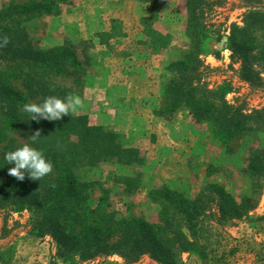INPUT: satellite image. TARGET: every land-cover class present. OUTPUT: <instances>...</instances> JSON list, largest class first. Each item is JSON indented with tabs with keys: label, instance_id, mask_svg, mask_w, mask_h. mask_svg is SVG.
<instances>
[{
	"label": "rangeland",
	"instance_id": "1",
	"mask_svg": "<svg viewBox=\"0 0 264 264\" xmlns=\"http://www.w3.org/2000/svg\"><path fill=\"white\" fill-rule=\"evenodd\" d=\"M26 1L0 0V8ZM56 1V12L28 22L26 31L36 48L74 49L83 69L79 76L68 74L51 81L80 98L81 105L70 115L84 116L90 125L116 132L125 147L138 149L142 160L133 165L108 162L79 168L76 174L89 185L91 198L106 196L118 219L139 216L150 220L158 216L160 208L150 201V193L160 186L191 198L210 183L222 186L236 199L249 194L245 168L264 151V132L246 130L224 144L206 121L196 119L185 106L170 118L160 115L165 90L174 78L170 65L190 49L185 0L153 4L139 0ZM204 9L211 37L220 34L222 38L211 42L218 55L212 52L202 57L203 80L211 88L228 89L227 100L246 113L264 111V69L261 82L245 81L240 63L227 49L231 25H243L249 10L264 11V0H207ZM144 18L150 19L152 29L169 35L165 48L151 46L143 32ZM113 26L121 35L109 36ZM29 103L38 104V99ZM12 137L18 145L29 144L21 134ZM213 230L205 256L184 253L181 264H264V186L252 211L240 219L214 223ZM0 264L161 263L148 255L135 262L118 255L87 261L67 258L52 237L36 235L27 210L7 209L0 212Z\"/></svg>",
	"mask_w": 264,
	"mask_h": 264
},
{
	"label": "trees",
	"instance_id": "2",
	"mask_svg": "<svg viewBox=\"0 0 264 264\" xmlns=\"http://www.w3.org/2000/svg\"><path fill=\"white\" fill-rule=\"evenodd\" d=\"M206 1L185 0L190 49L170 65L174 78L165 90V108L160 115L170 118L185 106L196 119L209 124L218 141L228 144L246 130L264 132V111L246 113L243 107L227 100L228 89L211 88L203 80L202 57L212 52L218 55L211 42H220L222 38L218 34L213 39L208 32L204 21ZM56 10V0H29L0 8V36L9 38L8 45L0 48V212L27 210L36 235L52 237L67 258L87 261L118 255L135 262L148 255L161 264H181L184 253L204 257L211 244L214 223L240 219L258 205L264 186V151L248 162L245 173L250 180V192L239 199L211 183L193 198L160 186L150 193V201L160 207L156 218H116L107 197L92 199V193L87 191L89 185L80 182L76 173L81 167L101 163H140L138 149L125 147L116 132L90 125L84 116L69 114L59 121L37 122L29 120L23 111L30 99L36 98L40 103L46 96H67L68 89L51 79L68 74L79 76L83 69L74 49L36 48L26 31L28 22L53 15ZM149 22L148 18L142 20L151 46L165 48L169 35L158 33ZM117 28L112 27L110 37L121 35ZM227 49L233 60L240 63L242 79L251 84L263 80L264 11L249 10L244 14L243 25H231ZM32 130L40 133L35 142L30 139ZM13 134L29 139L30 146L51 161L53 167L48 175L39 181L26 175L18 181L8 174V168L14 165H7L3 156L21 147Z\"/></svg>",
	"mask_w": 264,
	"mask_h": 264
},
{
	"label": "clouds",
	"instance_id": "3",
	"mask_svg": "<svg viewBox=\"0 0 264 264\" xmlns=\"http://www.w3.org/2000/svg\"><path fill=\"white\" fill-rule=\"evenodd\" d=\"M9 38L7 35L0 36V48L7 46ZM81 105L78 96L67 95L63 98L51 95L46 96L40 103H25L23 111L28 114L29 120L39 121L40 119L48 121H59L63 116H69V113H75ZM40 137L39 131H36L31 137L35 142ZM3 160L7 165H14L8 168V174L15 177L18 181H23L25 176L32 180H41L52 171V163L47 160L44 154L29 144H24L15 150L6 152Z\"/></svg>",
	"mask_w": 264,
	"mask_h": 264
}]
</instances>
